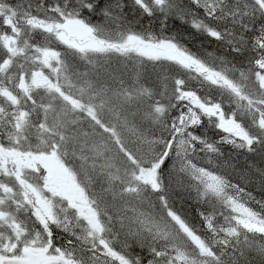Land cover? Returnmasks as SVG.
Here are the masks:
<instances>
[{"label": "snow or ice", "instance_id": "snow-or-ice-1", "mask_svg": "<svg viewBox=\"0 0 264 264\" xmlns=\"http://www.w3.org/2000/svg\"><path fill=\"white\" fill-rule=\"evenodd\" d=\"M0 264H264V0H0Z\"/></svg>", "mask_w": 264, "mask_h": 264}]
</instances>
